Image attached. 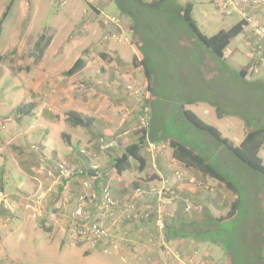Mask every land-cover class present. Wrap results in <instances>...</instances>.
I'll return each instance as SVG.
<instances>
[{
	"label": "crops",
	"instance_id": "0c3cea01",
	"mask_svg": "<svg viewBox=\"0 0 264 264\" xmlns=\"http://www.w3.org/2000/svg\"><path fill=\"white\" fill-rule=\"evenodd\" d=\"M9 1L0 5V14ZM54 1L58 5L55 18L61 24L39 27L47 33L49 41L36 59L35 69L29 70L33 76L13 78L6 81L7 86L0 79V92H6V96H0V228L13 223L24 234L28 228L47 225L64 233L74 224L84 227L100 219L109 228L110 236L97 246L117 248L123 261L125 257L134 263L154 264L158 253L154 250L158 244L154 219L158 215L168 225L194 217L202 208L219 217L228 211L233 198L222 184L204 178L173 159L166 141L156 139L159 131L153 138L148 126L145 130L141 127L145 98L138 95L148 85L140 77L142 67L133 62L135 50L131 42L123 38L124 29L132 31L129 18L121 14L117 18L105 15L99 19L98 15L109 0H85L90 11L83 8L84 0ZM239 9L251 13L264 25V8L241 3ZM11 10L15 22L23 23L29 13L37 15L38 2L12 0L0 34ZM203 10L204 18H209L208 9L204 7ZM235 15L238 23V14L226 16ZM108 17L115 20L105 23ZM118 23L125 28L118 30ZM13 27L9 29L13 30L12 36L20 30L25 38L39 36L36 32L30 34L31 25ZM63 29L69 31L71 45L67 50L64 48L65 63L59 61L56 52L52 56L48 54L53 39ZM105 30L107 35L120 36L121 41L106 40ZM245 36V33L239 35L240 38ZM24 43H20L22 53L27 52V43ZM227 47L223 61L231 57ZM73 50H76L75 57ZM78 58L83 60L82 68L67 75V70ZM130 86L138 92H129ZM70 110L87 118V125L67 123L64 113ZM236 122L224 129L231 138L238 128V120ZM103 141H113V146L103 148ZM132 145L140 146L143 164L130 159L129 168L118 174L114 160ZM58 164L76 168V171L71 177L60 176ZM85 183L90 187L85 188ZM137 192L141 195L136 196ZM83 193L93 194L96 199L84 206L82 219L76 217L75 210L77 199ZM106 196L115 204V216L103 221L100 205ZM130 204L136 206L135 213L149 212L150 217L136 219V214H127L124 206ZM187 241L193 246L201 245L190 239ZM5 245L7 240H0V246ZM194 253L197 252L192 255ZM201 261L199 259L197 264H202Z\"/></svg>",
	"mask_w": 264,
	"mask_h": 264
},
{
	"label": "rangeland",
	"instance_id": "374dc122",
	"mask_svg": "<svg viewBox=\"0 0 264 264\" xmlns=\"http://www.w3.org/2000/svg\"><path fill=\"white\" fill-rule=\"evenodd\" d=\"M30 1L34 4L36 0ZM144 1L149 3L153 0ZM37 2L39 9L37 15L29 13L26 22H15V14L11 10V15L3 24V32L0 34V79H3L1 83H5V86H7L6 81L13 78L33 76L29 70L35 69L36 59L39 58L36 57V52L37 54L39 52L31 45L39 39L40 35H44L47 39V33L41 31L39 27L49 25L57 27L61 24L58 18H55L58 9L56 1L37 0ZM125 2L127 1L109 0V4L102 8L98 18L103 19L105 15H114L116 18L121 14L125 15L121 11L127 7ZM187 2L193 4L191 17L200 32L207 37L221 30L230 29L238 21L236 15L227 17L221 12L219 0H187ZM4 3L5 0H0V5ZM84 3L83 8L90 11L91 7L87 1L84 0ZM178 3L182 5L186 1L169 0L158 7L150 8H138L131 5L129 9H133L138 14V16L135 15L134 30L129 32L124 29L125 26L118 23V30H126L125 36L122 37L127 43L135 41L138 50L149 62L150 81L145 79L143 69L140 71V77L144 83L150 85V94L148 89L144 88L138 95L142 99L145 98L142 114L145 117V125L150 131L158 132L159 130L157 140L179 139L181 131L184 132L182 129L184 122L180 118L183 107L196 114L204 123L218 129L222 137L232 140V144L237 146L248 129L264 128V61L259 62V57L252 53L248 45L250 40L239 36L227 47L226 51L229 54L231 52L230 58L227 56L224 61H221L207 53L206 49L188 34L187 27L180 22L175 12V6ZM204 7L208 9L209 18L203 16ZM59 17H62L61 12ZM20 24L21 26L31 25L30 34L34 35L36 32L39 36L25 38L22 30L14 36L10 35L13 30L9 29H14L15 25L20 27ZM62 31L58 32L59 36L53 39L48 54L52 56V53L56 52L59 61L64 62L66 58L64 48L71 45L68 38L69 31L66 29ZM106 32L107 30L103 34L104 37L107 35ZM108 37H111L109 40L121 41V37L117 35L114 39L108 33ZM22 42L27 43L26 53L21 51L20 43ZM75 53L76 50H73V57L77 55ZM252 66L255 67V71L249 72ZM25 67H28V70H25ZM240 71L247 72L244 80L239 75ZM136 90H133L131 86L128 87V91L133 94L138 92ZM5 94L6 92H0V96H6ZM187 101L195 102L184 104ZM215 108L219 109L223 117L219 118L216 115ZM236 120H238V128L234 133L235 136L231 138L224 129L228 124L236 125ZM204 136L207 135L203 134L201 138L195 136L193 144L195 146L209 144L210 140H205ZM260 157L264 165V146ZM222 158L229 160L225 156ZM231 196L233 198L232 194ZM244 223V226H240L239 232L246 226L247 221L243 220L239 223ZM229 226L232 229L237 225L232 223ZM250 226L248 229L246 227L245 231H250ZM70 228L60 233L53 230L51 226L44 225L38 229L28 228L24 234L13 223L7 228H0V240H7V245L0 246V264H145L134 263L125 257L123 261L117 248L93 246L80 236L83 227L78 224ZM262 235L264 237V230ZM241 240L243 242V236ZM157 242L154 250L158 253L154 264H186V259L191 257L193 252L198 253L199 259L204 264H227L226 253L210 244L193 246L187 240H176L170 242L165 249L161 244V238H158Z\"/></svg>",
	"mask_w": 264,
	"mask_h": 264
},
{
	"label": "trees",
	"instance_id": "16d2710c",
	"mask_svg": "<svg viewBox=\"0 0 264 264\" xmlns=\"http://www.w3.org/2000/svg\"><path fill=\"white\" fill-rule=\"evenodd\" d=\"M126 1L127 7L121 11L129 18L131 30H134L136 27L135 15L138 16V14L133 9H129L131 5L138 8L158 7L169 0H153L149 3L144 0ZM11 5L12 0L8 2L0 14V31ZM175 9L180 22L187 27V31L189 30L188 34L218 60L223 59L225 48L242 33L243 23L239 21L229 30L220 31L211 37H207L200 32L192 19V5L190 3L186 2L182 5L178 3ZM48 41V38L46 39L44 35H40L34 43V49L36 51L38 49L39 52L38 54L36 52L37 58L42 55ZM131 44L135 50L134 64L142 67L145 79L150 81L151 72L148 59L138 50L135 41H132ZM82 66L83 60L78 58L67 70V75L74 74ZM246 74V71L239 72L243 80ZM147 89L150 94V85ZM194 102L187 101L184 104L188 105ZM215 109L216 115L219 118L222 117L219 109ZM19 110H22V106L19 107ZM180 118L184 122L182 128L184 132L181 131V137L179 139L162 138L171 149L173 159L182 163L185 167L197 171L204 178L222 184L233 195V201L230 203L228 211L219 217L214 216L209 209L202 208L194 217H185L170 225L165 223L163 232L165 241L173 242L190 239L199 244L216 246L226 253L227 264H264V237H262V231L264 230V165L260 157V152L264 146V128L248 129L240 144L234 146L228 139L222 137L215 127L204 123L194 113L183 109V107L181 108ZM64 120L73 126L84 127L87 125V118L72 110L64 113ZM154 133L157 132H152L153 138ZM203 134L207 135L203 138L211 142L209 141L206 146H195L193 139L195 136L201 138ZM139 149L140 146L137 145L128 146L114 160V169L118 174L129 168L130 159L143 164ZM224 156L229 160L223 159ZM255 200H257L256 203ZM243 220L247 223L239 232L240 226L245 225V223L239 224ZM232 223L237 225L236 228L230 229L229 224ZM249 226L251 230L245 231V228L248 229ZM242 236L244 238L243 242L241 240Z\"/></svg>",
	"mask_w": 264,
	"mask_h": 264
},
{
	"label": "built area",
	"instance_id": "2783aa9c",
	"mask_svg": "<svg viewBox=\"0 0 264 264\" xmlns=\"http://www.w3.org/2000/svg\"><path fill=\"white\" fill-rule=\"evenodd\" d=\"M220 8L223 11L224 14L227 16H230L231 14H238L240 21L243 23L242 26V33H245V37L249 39L248 42L249 48H251V51L253 54H256L259 59L258 61H264V25L261 24L251 13L240 10L239 5L241 3H248L253 7H262L264 8V0H221L220 2ZM115 20L113 17L108 18L105 23L109 21ZM114 39H116V35L111 34ZM111 37H108L106 35V40H108ZM257 63V62H256ZM255 71V67L252 66L249 70ZM137 92V91H136ZM2 124L0 122V128ZM141 127L143 129H146L147 125H145V117L141 118ZM103 148H109L113 146V141L104 142L103 141ZM57 172L60 176L64 177H71L75 171L76 168L68 167L64 164H58L57 165ZM178 176L180 174H177ZM85 188H89L90 185L88 183L84 184ZM141 195V192H137L136 196ZM96 199V196L91 194H81L79 195L76 203V210L75 215L79 218H84V206L90 201L93 202ZM66 201V200H64ZM114 207L115 204L112 202L109 196H106L103 200V202L100 205V211H101V217L102 220H106L108 218H112L115 216L114 213ZM125 212L127 214H136L134 218H141V219H148L150 217L149 212L137 214L136 212V206L134 204H130L128 206H124ZM130 212V213H128ZM154 224L157 229L158 238H161V244L164 246L165 249H167L166 243L164 238V230H165V222L164 219L158 215L154 219ZM80 236L88 241L93 246H96L101 241L107 239L110 236L109 228L104 224V222L100 221V219L93 221L90 224H86L83 229L80 232ZM199 261V255L197 253H194L191 257H188L186 259V264H197ZM203 264V263H202Z\"/></svg>",
	"mask_w": 264,
	"mask_h": 264
}]
</instances>
